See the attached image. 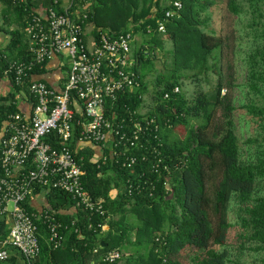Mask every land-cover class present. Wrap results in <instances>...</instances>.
Wrapping results in <instances>:
<instances>
[{"label":"trees","instance_id":"obj_1","mask_svg":"<svg viewBox=\"0 0 264 264\" xmlns=\"http://www.w3.org/2000/svg\"><path fill=\"white\" fill-rule=\"evenodd\" d=\"M0 1L24 16V30L28 20L25 8L32 9L30 0L24 4ZM54 1L44 3L62 12ZM174 1H179L182 8L165 23V32L160 33L157 22L172 8ZM219 2L225 4L230 14L248 17L245 27L250 30L249 35L262 42L249 48L242 60L246 69L245 86L260 97L261 103L252 101L240 109L258 122V139L264 144V0H72L69 8L72 17L75 11L86 15L84 28L93 27L96 44L102 33L141 35V42L132 53L139 87L124 91L116 102H108L105 113L110 120L115 116L116 123L122 119L128 123L131 113L133 119H139L144 96L149 94L151 101L145 115L154 118L160 128L158 152L163 162L159 164V173H152L151 167L159 156L130 147L128 143L131 154L147 155L146 161L132 170L122 168L117 158L104 164L94 163L89 151L79 152L77 158L83 157L82 183L94 199L104 201V217L76 208L71 197L63 192L51 191L49 208L66 227L60 230L64 243L59 249H52L44 227L38 225L40 253L33 264H90L99 259L92 254L94 247H99L101 253L108 249L124 250L123 259L127 264H185L183 251L186 249L195 252L191 258L193 264H226L229 258L224 247L228 231L235 225L240 231L238 239L251 242L264 264V196H255L257 187L264 182V150L255 161L240 158L233 120L236 108L229 95H222L223 89L235 87L232 73L224 76L220 65L225 39L213 30H205L208 14L200 19L201 13ZM11 35L16 42L0 51V56L3 54L13 61L31 60L28 47L17 46L21 39L19 31ZM164 38L172 43V49L164 54L170 63L162 62L150 92L144 82L146 74L142 76L140 72L148 65L154 66L156 51L163 49ZM3 65L0 58V68ZM40 71L37 68L34 73ZM210 72L216 75V84L207 92L199 90L187 98L181 90L182 80L208 83ZM175 86L179 87V93H170L168 99H163L164 93ZM9 98L11 95L0 101L6 102ZM17 111L16 106L2 104L0 120L6 113ZM128 125L131 126L130 121ZM179 128H184V137L171 138L172 132ZM258 139L248 138L246 142L253 144ZM142 140L155 144L150 132ZM46 141L51 142L48 138ZM103 153L108 155L106 149ZM163 165L169 166V170L163 171ZM142 174L144 180L153 183L154 189L145 185L144 195L126 196V180H137ZM150 192L152 196L148 197ZM231 202L233 223L229 220ZM60 203L73 205L75 216L61 215ZM24 206L32 211L29 205ZM8 224L0 216V242L7 235ZM98 224H106L107 230L102 232ZM233 264L242 263L235 259Z\"/></svg>","mask_w":264,"mask_h":264},{"label":"built area","instance_id":"obj_2","mask_svg":"<svg viewBox=\"0 0 264 264\" xmlns=\"http://www.w3.org/2000/svg\"><path fill=\"white\" fill-rule=\"evenodd\" d=\"M181 8L179 1L172 2V8L157 22V31L164 33L165 23L177 16ZM27 9L24 33L31 60L13 61L3 54L0 56L4 63L0 77L14 87L11 98L0 101V106L17 107L24 98L31 106L28 117L17 111L6 113L0 120V216L9 223L7 235L0 242V264L9 259V249L17 251L24 264H33L40 253L38 225L44 227L52 249L62 247L64 237L60 230L66 227L57 219L56 212L50 208L29 211L24 206L38 193L63 192L71 197L76 208L104 217V201L94 199L82 183L83 157L77 158L80 152L77 142L87 141L101 149L98 156L93 155L92 162L104 164L117 158L122 168L130 170L143 164L147 155L131 154L127 143L159 156L160 128L154 118L141 113L139 119H133L131 113L128 123L125 119L116 123L115 116L110 120L105 113L108 102H116L124 91L139 87L131 53L133 35L102 33L98 44L89 48L84 41L86 15L75 11L72 17L69 8L58 12L49 7L44 14ZM61 52L67 53L70 66L63 88L55 91L34 79V71L43 69L47 61ZM170 93L178 94L179 87L164 93L163 99H168ZM129 121L133 127L128 125ZM147 132L152 134L155 144L142 140ZM104 149L108 155H104ZM156 159L151 172L158 174L163 160L160 156ZM162 169L168 171L169 166L163 165ZM142 177L143 174L137 180H126V196L142 195L145 185L154 189L153 183ZM163 185L170 188L166 182ZM147 196L151 197L152 193ZM98 227L102 232L107 230L106 224ZM92 254L99 259L90 264H121L124 257L120 249L101 253L99 247H94Z\"/></svg>","mask_w":264,"mask_h":264},{"label":"rangeland","instance_id":"obj_3","mask_svg":"<svg viewBox=\"0 0 264 264\" xmlns=\"http://www.w3.org/2000/svg\"><path fill=\"white\" fill-rule=\"evenodd\" d=\"M264 10V8H263ZM209 15V21L205 28L206 31L213 30L216 35H220L225 39V47L222 50L221 63L222 73L224 76L232 73L234 77L235 87L231 90L223 89L222 95H229L233 106L236 108V111L233 115V120L235 123V133L238 138V146L240 152V158L242 161H255L258 154L264 150V144L258 139L259 135V126L258 122L245 110L240 109L242 105H246L252 101H256L260 104L261 99L258 95H254L248 91L245 86V75L246 69L243 66V58L246 51L254 47L257 43H262L261 40H254L249 35V29L245 27V23L248 19L246 16H241L238 18L230 14L223 2H219L214 6H211L207 9L206 13L200 14V19H204L206 15ZM264 20V19H263ZM204 29L203 26H200ZM87 38H93V31L90 28L87 30ZM133 48L138 47L141 42V35H133ZM164 47L156 51V63L153 61L154 66L148 65L147 67L141 70L140 74L143 76L146 74L144 82L148 88V91H152L153 84L156 80L157 73L161 69L162 62L167 64L170 61L165 57V53L172 49L171 41L164 38ZM229 66L231 68L229 69ZM151 68L156 69L157 72H153ZM190 72H186L189 74ZM217 82V77L212 72L208 75V83L205 81L193 82L191 79H183L181 90L185 93L187 98H191L192 95L199 91H209ZM150 95L147 94L144 96V106L141 108V112L148 110L150 104ZM221 115V111L217 112V116ZM185 135L184 128H179L171 134V138L182 139ZM258 139L256 143L250 144L247 143V139ZM256 197L264 196V182H261L257 187ZM11 209V204L8 205ZM229 220L233 223L234 216L232 211L234 209L233 203L229 204ZM240 233L238 227L235 225L229 229L227 234V243L225 249L227 251V256L229 261L226 264H233L235 259H238L242 264H261V254L258 251H254V245L251 242L243 241L238 239V234ZM242 246V248L240 247ZM215 249H219L218 246H214ZM122 252L124 250H121ZM126 253V252H125ZM183 263L193 264L191 258L194 256L195 252L189 249L183 251ZM125 256V254H124ZM124 258V257H123ZM122 258V260H123ZM122 263V261H121Z\"/></svg>","mask_w":264,"mask_h":264},{"label":"crops","instance_id":"obj_4","mask_svg":"<svg viewBox=\"0 0 264 264\" xmlns=\"http://www.w3.org/2000/svg\"><path fill=\"white\" fill-rule=\"evenodd\" d=\"M45 0H30L31 7L33 11L44 14L45 10L48 8L44 3ZM25 3L26 0H24ZM72 0H55L54 3L59 7L62 11L70 8ZM29 3V4H30ZM78 12V11H77ZM75 12V13H77ZM23 20L24 16L16 12L15 10L8 7L7 4L0 1V51L6 50L10 43H14L16 41L12 40L11 33L15 31H19V35L21 37L20 42L18 43V47L20 45H24L28 47V40L23 30ZM88 28L93 31V27L91 25H87L84 28V41L89 48H93L96 46V42L94 37L92 39L87 38V30ZM135 42V41H134ZM133 42V43H134ZM131 43V53H133V46ZM10 48V47H9ZM21 49V47H20ZM16 51L15 54L18 55L19 51ZM70 66V60L66 52H61L54 55L47 63L41 71L34 75V79L45 82L49 87L54 89L55 91H60L67 79V73ZM14 87L7 79L0 78V98L8 97L13 94ZM17 108L19 112L26 117L30 115L31 106L27 99H22L18 101ZM141 112V111H140ZM143 113V112H141ZM145 114V112H144ZM76 148L81 151H89L93 155L98 156L101 153V149L97 146L93 145L90 142H77ZM48 194L45 195L43 193H38L34 195L29 200V206L35 210H41L43 208H49V200ZM58 204V203H57ZM62 207L59 208L58 212L65 216L66 218H71L75 216L76 209L70 203L61 204ZM106 227L105 229H107ZM1 264H24L23 260L20 258V255L17 251L13 249H9V259ZM73 264V263H70ZM77 264V263H75ZM121 264H127L125 260H122Z\"/></svg>","mask_w":264,"mask_h":264}]
</instances>
